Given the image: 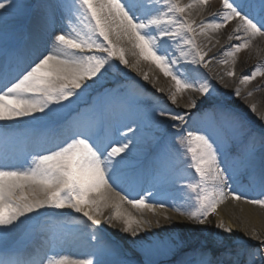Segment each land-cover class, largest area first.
I'll return each instance as SVG.
<instances>
[{
    "label": "snow or ice",
    "instance_id": "1",
    "mask_svg": "<svg viewBox=\"0 0 264 264\" xmlns=\"http://www.w3.org/2000/svg\"><path fill=\"white\" fill-rule=\"evenodd\" d=\"M161 4L163 10L153 12L148 0H0V122H5L0 124V264H45L44 259L24 258L4 248L34 218L30 226L46 231L49 243H68L75 230L87 232L92 246L86 258L61 256L47 264H129L120 258L118 247L100 235L114 221L139 245L143 264H156L160 255L179 256L177 264H264V234L246 233L259 242L251 248L224 239L215 240L210 248L174 236L152 241L141 237L153 227L152 221L123 210L127 203L140 212H155L184 200L182 165L195 170L199 184L191 187L201 189L191 196L190 207L176 209L187 220L204 225L229 198L264 207V130L254 131L240 112L221 101L218 89L224 77L212 75L210 65L216 57L209 56L211 47L198 43L200 36L233 24L222 47L231 57L226 75L235 78L238 53L249 49L257 37L264 38V0H221V7L199 22L192 18V9L197 5L206 11L210 0L188 4L161 0ZM32 12L40 14L51 35L21 58L16 50L4 47V27L9 19ZM57 13L67 21L65 28L56 27ZM78 20L87 21V32L68 31ZM120 41L130 42L140 57L160 67L177 91L200 95L179 110L153 107L141 115L140 98L129 84L106 86V73L114 62L135 67L129 65ZM172 43L188 48L181 52L188 68L184 73L176 71L175 61L167 55L164 46ZM208 44L215 46L211 38ZM201 69L208 71L195 75ZM257 77H264L259 66L242 74L238 83ZM143 79L148 80L147 74ZM93 89H98L96 95L87 100ZM231 95L243 102L240 87ZM170 100L175 104V93ZM80 104L85 107L79 108ZM247 107L264 124V112H257L256 104ZM64 113L72 117L71 123L66 119L65 126L58 128L65 138L47 147L40 138ZM117 114L127 120L120 141L105 134ZM21 118L33 122L29 130L7 123ZM190 127L197 130H187ZM21 137L33 141L23 156L8 148ZM117 188L139 198L129 199ZM257 188L260 198H249L247 190ZM107 209L113 211L105 215ZM165 218L172 219L166 213ZM216 227L228 234L235 231L223 222Z\"/></svg>",
    "mask_w": 264,
    "mask_h": 264
},
{
    "label": "bare ground",
    "instance_id": "2",
    "mask_svg": "<svg viewBox=\"0 0 264 264\" xmlns=\"http://www.w3.org/2000/svg\"><path fill=\"white\" fill-rule=\"evenodd\" d=\"M150 7L152 8L153 12L162 11V4L161 0H148ZM191 2V0H190ZM190 2H187V0H181L182 4H188ZM214 4L210 3V6L206 11L200 10L199 6L194 5L192 9V18L196 19L197 22H199L201 19L208 17L209 12H214L217 9L221 7L220 6H212ZM20 19V18H19ZM35 22V34H37L36 26L40 24V18L38 16L34 17ZM81 25V21H73L72 24L75 25L77 28L79 27L82 31L87 30V21L83 20ZM19 25L18 19H9L4 29V35L9 34L11 36V42L16 43L17 37H16V30ZM57 28H64L63 26H59V24H56ZM234 27L233 24H229L227 27V30H220L219 32H208L207 34L200 36L198 38V43H201L202 45H206L208 47L212 48V51L209 53V56H215L216 59L212 61L210 68L211 73L215 77L223 76V82L221 88L218 89V96L221 99L222 102L229 104L231 107H233L236 111L240 112L244 118L248 121L250 126L253 128L254 131L259 133L260 131L264 130V124L260 122V120L257 118L255 114L249 111L248 105L256 104L257 105V112H264V77H257L255 81H252L247 84H239L238 81L242 77V74H248L256 66L261 67L262 70H264V63H258L260 61H264V38L257 37L252 42V45L247 50H242L237 55V63L235 66L236 70V77H228L226 75V72L231 67V57L227 56L225 53L227 52V48H224V46L227 42V35L231 32L232 28ZM22 29V28H21ZM71 31V30H68ZM48 33L47 30L41 28L40 32L35 36V38L44 37ZM50 37H48L49 39ZM212 39V44L215 46L212 47L211 44H208V40ZM219 40V44L215 43V40ZM119 43H122V46L126 49V58L129 61V65H134V68H126L124 65L119 64L118 61L113 63L112 68L110 69V75L109 77L106 74V79L109 80L110 84L120 82L121 80H132L133 83L138 84V89L146 90L147 93L157 95L158 98H160V104H164L163 107L169 106L170 109L179 110L183 108L186 104L189 103V100L193 96H199L200 94L197 92H194L192 90H180L177 91L176 84L172 80L170 76H166L164 72L161 70L160 67H158L154 62L150 60H146L142 57H140L138 50L135 49L132 44L128 41H120ZM33 46L31 45V48ZM167 49V55L175 60L176 64L174 65L176 71L180 73H184L188 71V68L186 66V61L183 57H181V52H187L188 48L184 45H177L176 43H172L171 46L165 45ZM22 55V53H21ZM187 59H191L190 56L187 57ZM222 60H229L228 64L221 63ZM208 70L201 69L200 72L196 73L195 75L199 76L203 74V72H206ZM147 74L148 80L145 81L143 79V76ZM107 86V85H106ZM241 86V95L244 98L243 102L241 98H237L231 95L232 89L235 87ZM159 89H163L162 92L158 91ZM98 91V89H97ZM96 91V92H97ZM251 92L252 95H247V93ZM95 93V89L92 90L91 95L93 96ZM172 93L176 94V102L175 104H172L170 100V96ZM90 95V96H91ZM88 97H86L87 99ZM82 104L78 105L81 106ZM77 107V105H73V108ZM84 107V106H83ZM161 106V109L163 108ZM74 115V114H73ZM192 115H195V111H192ZM38 117H40V114H37ZM65 118H72L69 117L67 113H64L56 122L55 125L49 124L48 127H59L61 126V123ZM40 119H46V118H40ZM5 122H0V124H3ZM9 126L15 127V128H23L26 127V131L29 130L33 124V122L29 118H21L17 122H7ZM60 124V125H59ZM64 124V123H63ZM65 126V124L63 125ZM135 126V125H133ZM123 127V126H122ZM124 128V127H123ZM194 131L197 129L195 127H191ZM188 130V129H187ZM127 130H125L126 132ZM108 132V129L105 130V134ZM107 135V134H106ZM111 134H109L110 136ZM112 136V135H111ZM57 139L61 140L64 137H60L59 133H56L54 135V140ZM112 139L114 141H120L122 140V136L119 138H114L112 136ZM17 141L24 140V143L27 141H32V139H26L25 137H21L16 139ZM53 140V138H52ZM54 142V143H57ZM32 142H29L26 146H21L22 150L25 152H28L29 148L31 147ZM184 171L188 173V177L185 180L181 181L182 185H186L189 187L188 183L190 182V179L193 178L197 181V184H199V177L198 174L195 173L194 169H187V167H184ZM242 183L246 184L247 181L245 178H241ZM186 187V188H187ZM191 187V186H190ZM208 187H211V181L208 183ZM185 188V189H186ZM197 189V188H196ZM117 192H121V194L129 195L130 193L123 191L120 188L116 189ZM253 191V189H252ZM132 193V192H131ZM247 194L249 198H260V191L256 194L252 195V193L247 191ZM149 203H153V200H149ZM169 206H174L173 203L167 204ZM168 207L164 209H157L154 213L158 216L159 220L161 222L167 221L168 219L165 218V213L167 216L172 217L173 220L176 221V223L180 222V219L176 216V213H174L172 210L168 209ZM124 211L132 212L134 215H138V212L135 213L134 210L131 209L130 205L124 204L123 206ZM112 209L105 210V215H108ZM150 213L153 211L144 210V213ZM217 218L218 221L224 222L226 224V227L231 226L235 229V231L229 235H225L223 237L224 240L229 241L230 243L234 245H242L245 246L246 244H258L259 242L255 239H251L246 233L255 231L257 234H264V207L259 205H253L251 203H248L246 201H236L234 199L229 198L225 202H223L218 207L217 212ZM52 213H49L51 215ZM235 216H239L240 219H236ZM163 220V221H162ZM36 218L33 219L31 222H26V226H22V228L18 231H16L10 239L7 241L6 246L8 245V248L12 244H14L20 236H26L22 241H18V243L14 246V250L20 254H25L24 258L28 257H41V252H43L44 248H48V244L45 243L47 241L46 236L48 233H46L44 236H37V234L40 233L41 229L37 227H32L30 225L35 224ZM157 225V224H156ZM250 225V227H249ZM26 227V228H25ZM103 232L106 234H109V237H106V240L111 239L113 240L115 237H117L120 240H126L129 239L130 234H127L122 231V227L118 222L114 221L113 226H107L105 225L103 227ZM250 229V230H249ZM44 232V231H43ZM143 233V232H142ZM141 233V235H142ZM87 232L84 233H74L72 236L71 241L75 243L76 245H71L70 250L64 251L60 250L62 253L68 254L70 259H73L75 256H79L81 254H84V249L79 243L82 236H85ZM44 238L45 241H40V238ZM144 237V236H141ZM43 239V240H44ZM148 240L149 237H146ZM152 241H160L157 238H151ZM49 243V242H48ZM119 243V242H118ZM120 244V243H119ZM68 245V244H67ZM206 245L204 242H198L195 246H201ZM69 246V245H68ZM209 248L212 246L206 245ZM56 251H59L61 249L60 244H56ZM74 252V255L69 254L68 252ZM129 254H132L133 252L128 250ZM168 255H161V259L167 258ZM144 257V256H143ZM51 260L58 259L57 257H51ZM115 257H108L107 259L111 260ZM171 260V259H170ZM168 261V260H167Z\"/></svg>",
    "mask_w": 264,
    "mask_h": 264
},
{
    "label": "rangeland",
    "instance_id": "3",
    "mask_svg": "<svg viewBox=\"0 0 264 264\" xmlns=\"http://www.w3.org/2000/svg\"><path fill=\"white\" fill-rule=\"evenodd\" d=\"M210 3L214 4V5H212L214 7L217 5L220 6L221 0H210ZM23 18L18 19L19 23H21ZM56 18L58 20H60L63 25H65V26L67 25V21L65 19H63L59 13L56 14ZM8 27L9 26H7L6 28H8ZM73 28H74V30H76V32H81V33L87 32V30L82 31L79 27L77 28L75 25H73ZM6 35H4V37ZM106 74L110 77L111 73L109 72ZM107 81H109V80H107ZM125 83H127L131 86V91L133 92V94H137L139 96V98H140L139 107L141 110V113H140L141 115L144 114L145 109H151V108L155 107L156 109L159 110V109H161V106L163 107L164 104H160V98H158L157 95L153 94V92H151L152 94H149L146 92V90L138 89V84L133 83L132 80H130V79L128 80V78H127V80H121L120 82L113 83V84H110V82H108L107 87H113L115 85L125 84ZM96 91H97V89H95L94 96L97 93ZM165 108L170 109V107L166 106V105H165ZM124 122H125V120H121V117L118 114L112 118L110 127H111V131H112L113 135L121 136V133L125 131L124 128L122 127ZM165 122H167V121H165ZM117 130H119L120 134ZM169 132H171L170 129H169ZM185 166L186 165H182V174L184 176L183 180L187 179V177H188V173L184 171ZM193 178L190 179V182L188 183V185L191 186V185L197 184V181ZM190 186L185 189L184 193H182V195H184V197H185L184 200L177 201V203L173 204L174 206L171 205L168 207V205H166V207H168V209H170L174 213H176V216L180 219L179 223H176V221L173 219L167 220V221L162 220L163 222H161V220H159L158 216L154 212H150V213H147L146 211H145L146 213H144V211L140 212L130 205L131 209L134 210L135 213L138 212V215L141 216L143 219L152 221L153 227H151L149 229L148 234L146 235L145 233H142L141 236L149 237L148 240H151V238H157L158 240H160V239L161 240H168L170 236H174L178 239L187 241L188 243H190L192 245H196L198 242H204L206 245H210V244H213V242L215 240L223 239V237L225 235H229L228 233H225L216 227V225L218 223H220V221H218V218H217L218 213L211 214L208 217L207 222L204 225H200L194 220L193 221L187 220V218L185 216L180 215L176 211L177 207H181V208L190 207L192 205L191 196L194 195L196 192L201 191L200 188L196 189V188H192ZM132 198H135V197H131V199ZM217 212H218V209H217ZM235 217L238 220L240 219L239 216H235ZM157 221H159V225H156ZM223 223L225 224V221ZM225 226H226V224H225ZM249 227H250V225H249ZM103 229H102L100 235H102L103 239L107 243L118 247V249L120 250V253H121V256H120L121 259H126L127 261H129V264H143V260H144L143 254L141 253V251H139V245L134 242V238H132L130 236L129 239L120 240L117 237H115L113 240H111V239L106 240V237H109V234L104 233ZM73 232L78 233L75 230H73ZM46 233H47L46 231L43 232V230H41L40 233L37 234V236H42V235L44 236ZM58 234L63 235V233H58ZM25 237L26 236L18 237V239H16L17 241L14 244H12L10 246V248H8V245L7 246L4 245V247L9 251H14V249H15L14 246L18 243V241H22ZM43 239L41 237L40 241H45V239L44 240ZM46 239H47V241H45V243H47L49 246H48V248L45 247L43 252H41V253L43 256L47 257L48 260H50L52 255H54V256L57 255L58 258L61 256H70V255L65 254V253L56 252V248H55L56 244L48 243L49 242V234H47ZM78 243H79V245H81L83 247L84 254H81L79 256H75L74 252H72V250L68 253L75 256L73 259L86 258L87 255L92 251V246L88 241L87 234L85 236H82L81 240L79 242H77V244ZM66 244H68L69 246L64 245V244H62V245H63L64 249L67 248V250H70L69 249V248H71L70 244L76 245L71 240H70V242H68ZM258 244H252V245L246 244L245 246H242V245H237V246L251 248V247L258 246ZM128 250L133 252V253L129 254ZM160 256L156 257V264H177V261L180 258L179 256L168 255L167 258L161 259ZM45 264H47V262H45Z\"/></svg>",
    "mask_w": 264,
    "mask_h": 264
}]
</instances>
